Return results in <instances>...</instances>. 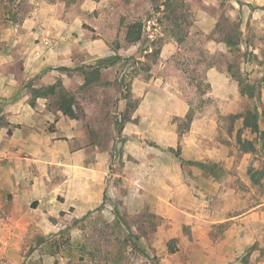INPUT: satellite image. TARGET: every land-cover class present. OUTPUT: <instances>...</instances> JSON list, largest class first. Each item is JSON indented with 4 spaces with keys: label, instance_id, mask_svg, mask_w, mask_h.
Segmentation results:
<instances>
[{
    "label": "rangeland",
    "instance_id": "374dc122",
    "mask_svg": "<svg viewBox=\"0 0 264 264\" xmlns=\"http://www.w3.org/2000/svg\"><path fill=\"white\" fill-rule=\"evenodd\" d=\"M0 49L32 97L70 99L84 132L62 174L101 195L75 215L55 207L67 185L48 219L4 223L0 264H264V153L243 126L256 105L264 130V0H0Z\"/></svg>",
    "mask_w": 264,
    "mask_h": 264
},
{
    "label": "crops",
    "instance_id": "0c3cea01",
    "mask_svg": "<svg viewBox=\"0 0 264 264\" xmlns=\"http://www.w3.org/2000/svg\"><path fill=\"white\" fill-rule=\"evenodd\" d=\"M169 47L165 45L163 52ZM9 50L0 49V226L26 223L21 220L38 212L48 219L50 211L44 212L43 207L56 202L67 185L75 194L55 207H72L75 215L85 214L101 201V195L93 200L84 192L83 178L66 179L62 174L67 171L63 164L76 166L77 149L71 145L84 132L83 124L50 107L47 97H32L20 79L28 69L21 74L12 70Z\"/></svg>",
    "mask_w": 264,
    "mask_h": 264
},
{
    "label": "trees",
    "instance_id": "16d2710c",
    "mask_svg": "<svg viewBox=\"0 0 264 264\" xmlns=\"http://www.w3.org/2000/svg\"><path fill=\"white\" fill-rule=\"evenodd\" d=\"M125 38L127 41H139L142 38V22L137 20V21H133L129 23L126 26ZM224 42L228 46H230L233 43L234 44L237 43V42H232L229 40H224ZM237 80L241 88V91H243L244 87L242 84V80H240V78ZM89 82H90V79L86 76L85 83H89ZM57 93L58 92L54 84H51L45 88H32L33 97H40V96L47 97L48 95H56L57 96L56 103H57L58 109L70 117H76L75 111L71 107L70 99L66 98L63 92L59 94ZM248 95L252 97L253 95L252 91H249ZM246 113H247L245 114L246 116H244L243 118V126L245 128L249 127L251 129V132L257 135V139L259 141L258 144L261 148V151L264 153V130H260L258 127V119L260 117H259L257 106L255 105L251 110H248V112ZM238 140L240 141V138H238ZM249 145H250V148H245L244 151H251L253 149L252 148L253 146H251V143ZM179 159L182 160V158L180 157ZM251 178L257 181L256 178H254V176H251Z\"/></svg>",
    "mask_w": 264,
    "mask_h": 264
}]
</instances>
